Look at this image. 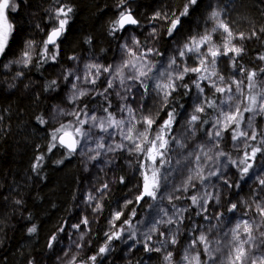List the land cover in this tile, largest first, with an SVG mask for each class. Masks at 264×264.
<instances>
[{
  "label": "snow or ice",
  "instance_id": "snow-or-ice-1",
  "mask_svg": "<svg viewBox=\"0 0 264 264\" xmlns=\"http://www.w3.org/2000/svg\"><path fill=\"white\" fill-rule=\"evenodd\" d=\"M53 3L60 6L50 10L47 30L36 25L44 33V38L40 41L26 40L20 57L15 61H9L8 64H4L0 60V68L10 67L13 63L22 64L27 68L33 63L34 58L38 66L57 59L60 53L61 38L67 31L71 19L70 14L74 9L70 4H62L61 0H53ZM128 4L129 0H116L115 6L120 11L117 17L111 21L110 35L115 37L127 26L142 27L140 21L133 16L132 9ZM204 5L205 0H183L179 10L170 11L165 7L155 11L149 18L148 37L153 40L159 39L160 22L167 25L164 34L172 41V50L175 54L167 56L164 61L154 62L151 60L150 56H163L164 54L155 47H149L147 39L142 43L135 35H131L130 43L126 41L120 45L122 58L119 63L86 64L87 74L75 75L74 70H71L64 76L65 81L71 76L75 80L83 79L93 86L101 76H104L106 87L103 88V91L96 93L103 97V103L99 107L93 106L91 109L85 104L78 111L68 113L74 117L75 123L60 124L51 132L47 152L51 153L59 147L65 149L67 155L71 156L79 150L80 155L89 161L98 160L102 155L106 157L108 153L124 152L134 157L135 171L138 174L136 182L131 188L127 187L124 175L117 176L112 181L113 184L119 183L127 189L124 203L121 205V210L111 213V218L108 221L109 231L104 234L105 243L97 249L96 255L87 257L84 264H96L98 257H103L111 250L110 245L114 240H121L125 237L126 240L133 241L128 245L129 250L136 244H140L145 252L160 253L163 251V260L168 264H173V252L168 251L167 248L169 245L178 243L176 233L179 232V225L183 224L184 213L188 209L180 208L173 203V199H181V197L172 195L165 197L161 196L160 192L162 181L167 179L162 169L171 163L168 157L172 146L175 145L180 149L187 148V144L181 138L184 137V133H181V136L172 134L174 126L178 123L177 116L179 114L175 101L180 96H187L195 90V100L198 102L192 104V111L188 113L189 118L184 122V125L194 137L197 126L203 130V125L209 124L212 130L205 132L204 135L213 144V148L207 151L204 150V145H197L196 151L200 152L199 155L195 154V151L189 153L196 166L190 170L186 182L182 185L184 191H187L189 186L196 187L193 181H199L203 185L211 177H217L226 188L239 187V184L233 185L225 178L220 167L208 169L207 175H205V169L208 166L201 164L202 160L215 164L219 157H226L228 163L237 169L239 178L244 179L249 176L250 172H255L254 162L257 157L264 158V127L257 129L253 125L255 116H264V88L258 85V78L264 77V67L246 68L242 63L245 48L242 43L239 45L235 43L237 40L243 42L253 38L259 39L260 34L264 33V27L258 31L252 29L248 33L235 31L227 18L226 11L209 2L207 8L210 11L207 13L205 23H211V27H205L200 32L192 30V34H186L190 30L193 17ZM17 8L18 5L11 3V0H0V57H7V53L10 51L9 40L14 30V26L8 21L6 10L16 12ZM218 40L219 42H217ZM87 42L91 43V39L88 38ZM37 48H39L38 51ZM222 57L227 58L228 66L234 72V75L229 79L221 74L218 67V61ZM70 59L76 60L77 58L70 57ZM258 59L264 62V55L259 56ZM189 60H191V64ZM22 75L23 73H17V76ZM236 75L241 78L236 79ZM55 83L52 81L49 87ZM117 84L125 93L123 96L119 91L115 93L120 101H126L129 98L135 101L136 96L140 101H143L154 96L159 100L156 106L157 110H145L142 103H138L136 108H133L131 104L122 103L114 110H110L112 103L108 99V95H111L109 89H114ZM71 89L73 94L70 99L73 101L88 95V92L80 90L76 83H71ZM133 89H136L135 95ZM104 104H107V107ZM180 107L183 108V105ZM209 111L214 115L208 116ZM98 112H102L103 115H97ZM162 112L165 118H161ZM245 113L251 114L247 123H245ZM35 119L40 125L48 123L43 116H37ZM2 120L3 116L0 115V121ZM210 121L211 123H209ZM225 134H228L233 142H238L234 143L233 147L240 148L242 146L243 148L242 156L238 161L232 159L224 151H216L215 156L209 155L213 149L219 148V141L224 139ZM116 137H119L118 141ZM252 141H258V143L253 144ZM43 161L44 155L35 157L32 164L33 172H38L43 166ZM103 162L105 164L112 163L107 159ZM56 163H63V160H58ZM132 167V163H129V168ZM226 167L227 165H224V168ZM260 171L264 172V166ZM253 178L260 186L259 190L264 192V178L259 175H253ZM109 190L110 185L105 182L96 191L103 197ZM97 194L88 192L85 197V203L90 207L92 202L96 201L92 209L94 213L102 212L104 209V204L98 200ZM158 198L168 200L173 209L172 215H169L167 210H162L163 217L166 219L163 217L159 220L153 218L152 226L148 232L142 233L143 238L138 240L137 229L133 222L137 216L135 205H146L148 208H153L154 204L149 201L155 202ZM187 199L190 200L191 205L201 209L196 213L201 218H203V212L207 211L205 205L209 201L215 200L217 204L220 203L218 194L213 197L207 191L202 195H191ZM0 200L6 203L7 197L0 195ZM13 202L16 205L23 204L22 200ZM253 204L255 205L254 209H252V205L242 200L239 203L228 202L227 212L235 214L240 207H247L257 213L259 223L255 219L250 222L249 219L241 218L235 222L229 232L224 233L225 236L230 235L231 238L227 244L223 245L227 252L219 264H264V250L258 256L253 253V248L260 249V245L255 243L256 237L253 233L264 226V199L259 203L253 199ZM129 206L133 207L129 208ZM123 209H129L127 215ZM219 215L222 217L224 213H219ZM243 215H248V213ZM212 218L209 217V219ZM89 223L88 217L84 216L79 223L72 224L70 227L79 230L81 225L87 227ZM138 223L142 222L138 221ZM161 225L165 226L164 230H161ZM168 225L177 226L175 232L166 227ZM0 226H2V221H0ZM200 227L193 224L194 230ZM216 227V225L210 224L207 231H193L187 245L181 250L177 264H207V260L212 261V264H217L213 253L221 251V240L219 238L212 240L209 237V233ZM59 231L63 232L64 228L61 227ZM27 232L29 234L36 233V225L28 228ZM153 234H158L159 247L153 246ZM260 236L264 237V232H260ZM81 239H83V234H81ZM56 241L57 237L51 236L48 248L51 249ZM213 243L216 244L215 248L212 247ZM77 247H82V245H77ZM202 253L207 254V260L202 259ZM64 255L68 256V253L65 252ZM29 264H33V262L29 261ZM67 264H77L76 254L68 259Z\"/></svg>",
  "mask_w": 264,
  "mask_h": 264
},
{
  "label": "trees",
  "instance_id": "trees-1",
  "mask_svg": "<svg viewBox=\"0 0 264 264\" xmlns=\"http://www.w3.org/2000/svg\"><path fill=\"white\" fill-rule=\"evenodd\" d=\"M182 2L183 0H129L128 6L142 25V27H133V30L138 32L144 41L148 37L146 33L150 31L149 18L153 13L165 7L170 11L179 10ZM209 2L223 9L230 2L234 6L233 13L237 17L244 18L249 24L244 26L242 32L248 33L252 29L258 31L264 27V0H205V5L193 17L187 34H192V30L200 32L205 27H211V23H205L207 13L210 11L207 8ZM61 3L70 4L74 11L70 14L67 31L61 38L57 59L38 66L34 58L33 63L27 68L16 63L7 68H0V115L3 116V120L0 121V195L7 197L6 203L0 200V221H2L0 264H29V261L33 264H56L59 254L56 251L58 242L65 241L70 225L79 223L81 218L86 216L90 223L86 230L83 227L84 244L78 252L68 253L66 260L67 262L76 253L77 264L84 263L87 257L96 255L97 249L105 243L104 234L109 231L108 221L111 213L118 210L120 204L124 202L127 191L124 185L110 183V190L103 197H98V200L104 204L103 211L94 213L92 209L96 201L92 202L91 207L85 203L89 183L81 157L77 153L68 156L66 150L59 147L51 153L47 152L50 134L60 126L53 120L54 112L58 107H63L65 113L69 115L68 113L78 111L85 104L91 109L103 103V97L96 94H88L75 101L70 99L71 83L74 78L70 76L67 81L64 80V76L71 71L74 64V60L70 57L91 55L98 57L103 65L113 64L120 56V45L124 42L126 34L124 30L114 37L109 32L111 21L120 11L115 6L116 0H61ZM17 5V11L10 12V19L14 26L9 40L10 51L6 58L0 57L4 64L20 57L26 40L40 41L44 38V33L36 25L47 30L50 10L60 6L54 4L53 0H19ZM166 27V23L161 21L158 31L160 32V50L163 54L168 52L172 43L164 34ZM88 38L91 39V43L87 42ZM235 43L238 45L242 43L245 48L242 63L246 68L264 67V62L258 59L259 56L264 55V33L260 34L259 39L253 38L243 42L237 40ZM228 68L220 70L226 79L234 75L233 70L229 66ZM17 73H23V75L17 76ZM235 78L241 77L236 75ZM52 81L56 83L49 87ZM263 83L264 77H259V87L263 88ZM195 96V90H193L189 95L180 96L175 101L179 113L176 124L178 127L182 128L181 125H184L187 120L188 113L192 111ZM180 105H183V108ZM104 106L107 107V104ZM114 109L115 107L112 106L110 110ZM213 115V112H208V116ZM244 115L245 123H247L246 120L248 121L251 114ZM37 116H43L48 123L40 125L35 119ZM161 118H165L163 112ZM69 121L75 123L74 117ZM254 121L256 122L254 127L257 129L264 127V116L257 115ZM211 130L209 124L203 125V130L197 126L194 136L201 142L200 145H204L205 151L213 148L212 142L208 141L204 135ZM234 143L238 142H233L228 134H225L224 139L219 141V148L215 150L224 151L238 161L242 156L243 148L242 146L233 147ZM251 143L256 144L258 141ZM194 146L197 147L195 142L191 147ZM40 155H44L43 166L38 172H33L34 159ZM209 155H213V151L209 152ZM58 160H63V163H56ZM190 160L193 161L192 157L189 158ZM262 160L264 158L258 156L254 164ZM114 161L118 166L117 176L124 175L129 187L124 152L117 153ZM183 162L184 158L176 167L183 166ZM201 163L207 164L209 168L214 165L204 160ZM230 166L234 169L231 182L233 185L239 184V187H233L235 192L233 191L232 195L236 194L239 201L247 202L245 197L249 196L250 192L244 188L243 183L246 180L240 179L237 169L231 164ZM189 169L191 168L187 171ZM186 196L181 197L187 201ZM253 199L256 202L259 201L256 198H250L247 204L254 207ZM14 200H22L23 204L16 205ZM132 207L129 206V208ZM128 211L129 209L124 211L125 215ZM135 211L138 218L143 211V206L135 205ZM194 212L195 207H191L188 217L193 218ZM33 225H36L37 232L29 234L27 229ZM61 227L64 228L63 232L59 231ZM53 235L57 237V241L50 249L47 245L49 238ZM77 236L80 238V234ZM114 242L116 245L119 244V240ZM117 254L115 252L109 264H122V262H115ZM202 257L206 258V254L202 253Z\"/></svg>",
  "mask_w": 264,
  "mask_h": 264
},
{
  "label": "rangeland",
  "instance_id": "rangeland-1",
  "mask_svg": "<svg viewBox=\"0 0 264 264\" xmlns=\"http://www.w3.org/2000/svg\"><path fill=\"white\" fill-rule=\"evenodd\" d=\"M19 0H11V3L18 4ZM231 1V0H230ZM234 6L229 2L226 4L224 10L226 11V15L228 20L232 23L233 28L235 31H242L248 24V22H245L244 18L237 17L232 9ZM10 12L11 10H6V15L8 17V21L12 24V21L10 19ZM13 25V24H12ZM245 26V27H244ZM126 34H125V40L124 42L128 41L130 43L129 37L131 35H135L136 38L140 39L143 43L140 35L138 32H135L133 30V27L126 28ZM149 32L146 34L148 35ZM187 34V33H186ZM148 40V46L149 47H155L160 52V39L153 40L149 37H147ZM123 42V43H124ZM162 53V52H161ZM175 53L172 50V43L169 46V50L167 53H164L163 56H150L149 58L153 60L154 62L157 61H164L167 56L174 55ZM77 59L74 60V64L72 66L71 70H74L75 75L83 76L87 74V69L85 68L86 64L91 63H97V64H103L101 60L96 56L91 55H84V56H78ZM122 58V54L120 53V56L114 61L113 64L119 63ZM189 63L191 64V60H189ZM218 67L219 70H227L228 68V61L227 58L222 57L218 61ZM229 69V68H228ZM74 78V77H73ZM104 76H101V78L97 81L96 85L93 86L87 82H85L83 79L81 80H73V83L77 84V87L80 90L87 91L88 94H96L97 92L103 91V88L106 87L104 84ZM264 88V83H263ZM72 90V89H71ZM119 91L120 95L123 96L125 93L123 90H121L120 86L117 84V86L114 89H109V93L111 95H108V99L111 101L112 106L115 108L122 104L127 103L131 104L133 108L137 107L138 103H142L144 105L145 110L152 109L153 111L157 110V105L159 103L158 98L151 97L146 98L143 101H140L139 97L136 96L135 101L132 98H129L126 101H120L119 98L115 95V93ZM151 91V87H150ZM73 94V90L71 92ZM136 89H133V94L135 95ZM71 94V96H72ZM70 96V97H71ZM81 98V97H79ZM194 102H198L194 100ZM97 115H103L102 112L96 113ZM72 115H67L65 113V110L63 107H58L57 110L54 112L53 120L55 121V124H68V123H74V121H69L70 118H72ZM189 116L187 117V119ZM247 122V120H246ZM256 122L253 120V125H255ZM187 126L184 125V127L180 128L177 125L174 126L173 135L181 136V133H184V137H181L183 139V142L187 144V148L180 149L177 148L175 145L172 146V150L169 153V159L171 161L170 164L165 165V167L162 169V172L164 175H166L167 179L162 181V188L160 195L161 196H168L172 195L173 197H181L186 196L190 197L194 194L202 195L205 191L210 193L213 197H215L217 194L220 198V203L217 204L215 200L209 201L205 207L207 208L206 212H203V218L201 216L196 215L198 211H201V209L197 208L196 206L191 205L190 200L188 199L185 201L182 197L181 199H173V203L176 204L180 208H187L188 211L191 207H195V212L193 215V218L190 219L188 217V211L184 213L185 220L183 224L179 225V232L177 234L178 243L176 245H169L167 250L173 252V264H177V262L180 259L181 250L187 245L189 238L193 235V231H207L209 225H216L217 227L213 229L209 233V237L212 240H215L219 238L221 240V251L220 252H214L213 255L216 257L217 264H219V261L223 260L225 258V254L227 252V249L223 247V245L227 244V242L230 240V235L225 236L224 233L229 232V229L234 227L235 222L241 218L243 219H249L250 222L255 219L257 223H259V217L257 213L254 210H250L247 207H240V209L235 213H230L226 211V207L228 206V202L231 201L233 203H239V199L232 195L233 187L232 188H226L221 180H219L217 177H211L209 180H206L203 185L199 183V181H193V183L196 184L195 188H192L191 186L188 187L187 191H184L182 185L186 182L187 176L190 174V170L193 169L196 165L195 162L190 160L189 161V153L194 152L195 154L199 155L200 152L196 151L197 147L194 146L193 148L191 145L195 142V144L200 145L201 142L197 141L196 138H194L188 131ZM116 140H119V137H116ZM189 147V152H188ZM216 150L213 149V156H215ZM187 153V154H185ZM77 155H79L82 159V163L84 166L85 175L88 180V188L87 193L92 192L93 194H97V189L101 188L103 186V183L107 182L112 184V181L117 176V170L118 166L116 162L114 161L116 159L117 153H108L107 156H101L100 159L95 161H89L86 157L81 156L79 150L77 151ZM91 155V153H90ZM125 155V166H126V172L129 176L128 181V188H131L132 185L136 182L138 174L135 171V163H134V157L130 156L128 153H124ZM186 155V157H185ZM184 158L183 166H177L179 161ZM107 159L109 161H112V163L105 164L103 161ZM129 163H132L133 167L129 168ZM203 164V163H201ZM224 165H227L226 168H224ZM264 166V160L257 162L254 164V173H250V175L243 180H246L244 184V188L247 189L250 192L249 196L245 197V200L249 202L250 198H256L259 201L257 203L261 202L262 199H264V192H261L259 190L260 186L253 178V175H259L260 177L264 178V172H261V167ZM217 167H220L223 171V175L226 179L231 182V176L234 173L233 167L230 166V163H228V160L225 158L219 157L218 160L214 165L211 166V168L207 167L205 169V175H207L208 169H215ZM188 168H191L187 171ZM235 192V191H234ZM127 194V191H126ZM98 197L100 196L97 194ZM124 202L120 204V207L118 210H121V205ZM149 203H153V208H148L146 205L143 206L142 213L134 219V225L137 229V239H142L141 236L142 233L148 232V229L152 226L151 221L153 218L156 220H159L163 217V211L167 210L169 215H172L173 209L171 205L169 204L168 200L165 199H159L155 202L149 201ZM250 205V204H249ZM255 207V205H254ZM252 206V209H254ZM124 211L127 209H123ZM219 213H224V216H220ZM244 213H248V215H243ZM209 217H213L212 219H209ZM166 219V217H163ZM142 222V223H138ZM193 224L201 226L199 229H193ZM83 227L85 226L81 225V228L79 230L74 228H69L68 234L66 236L65 241H60L57 244L56 250L59 254L57 256V263L56 264H66L67 256L64 255L65 252L71 253V252H78L81 247H77V245L84 244L83 240L85 237V233L83 231ZM161 230H164L165 226L161 225ZM168 228H171L174 232L176 230L175 225H168L166 226ZM260 232H264V226H261L256 232L253 233V235L256 237L255 243L260 245V249L253 248V253L255 255H260V252L264 250V243H261V241H264V237L260 236ZM83 233V239H81V234ZM78 234H80V238H78ZM158 234H153V246L159 247L160 245L157 243ZM161 239L163 237H160ZM86 240V238H85ZM133 241L126 240V237L124 239L119 240V244L116 245V242H112V246H110V251L105 254L103 257H100L97 259L96 264H109V262L112 260L113 256L116 254L118 255L116 257L115 262H122V264H168L167 261L163 260L164 252H145L143 250L142 245L136 244L134 248L129 250L128 245L132 244ZM213 248L216 247V244L213 243ZM76 254V253H75ZM195 254V253H193ZM207 260V254L206 258H203ZM84 264V263H80ZM207 264H212V261L207 260Z\"/></svg>",
  "mask_w": 264,
  "mask_h": 264
},
{
  "label": "water",
  "instance_id": "water-1",
  "mask_svg": "<svg viewBox=\"0 0 264 264\" xmlns=\"http://www.w3.org/2000/svg\"><path fill=\"white\" fill-rule=\"evenodd\" d=\"M132 14H133V12H132ZM133 16L135 17V15L133 14ZM136 18V17H135ZM137 19V18H136ZM129 27H136V26H127L126 28H129ZM125 28V29H126Z\"/></svg>",
  "mask_w": 264,
  "mask_h": 264
}]
</instances>
